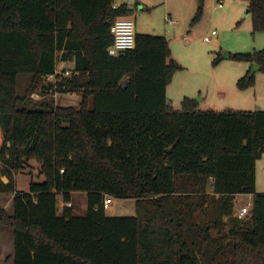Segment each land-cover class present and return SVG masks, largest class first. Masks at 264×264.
<instances>
[{"label":"trees","instance_id":"trees-1","mask_svg":"<svg viewBox=\"0 0 264 264\" xmlns=\"http://www.w3.org/2000/svg\"><path fill=\"white\" fill-rule=\"evenodd\" d=\"M248 9L264 31V0ZM130 13L115 0H0V193L13 207H0V224L13 230L14 264H264V110L201 111L187 96L174 110L166 86L181 66L164 36L136 32L133 48L108 53L110 25ZM229 57L263 69L264 49ZM60 60L74 62L70 75L46 82ZM20 74L30 91L80 101L33 108L16 93ZM29 159L44 180L20 191L14 173ZM74 191L86 193L83 214L59 207ZM243 193L252 201L238 218ZM105 196L134 199V215L106 214Z\"/></svg>","mask_w":264,"mask_h":264},{"label":"rangeland","instance_id":"rangeland-1","mask_svg":"<svg viewBox=\"0 0 264 264\" xmlns=\"http://www.w3.org/2000/svg\"><path fill=\"white\" fill-rule=\"evenodd\" d=\"M151 1L153 4L147 9L138 5L140 10L137 11L133 5L134 15L131 19L138 33L164 36L168 41L171 58L181 66L172 74L167 86L168 101L174 110L182 109L181 100L184 96L196 100L197 109L201 111L264 110V62L263 69L253 72V84L240 89L237 86L238 80L247 71L251 72L254 63L229 57V54L264 49V31L253 29L249 0ZM219 1L222 2L221 7H218ZM167 16H171L175 24L168 25L164 20ZM213 30L215 34L210 35ZM207 35L211 36V42L203 40ZM61 68V64L57 65L54 76L45 78V81H59L65 73ZM29 81V74L18 75L16 93L18 96L26 94L30 101L28 105L33 108L45 102L54 106H76L80 101L78 94L59 91L51 94L40 85L30 91ZM1 142L0 129V147ZM255 164L256 186L259 189L264 184V153L256 159ZM3 168L4 164L0 161V171ZM39 168L40 164L34 159L26 160L23 167L14 173L16 189L27 191L31 181H43L44 176L39 173ZM0 179L4 182L8 180L6 176H0ZM8 196L0 193V207L5 205ZM251 198L249 193L238 194L234 206L251 205ZM70 200L74 213L83 214L86 209V193L74 191ZM6 210L12 213L13 207L8 206ZM105 212L115 216L134 215V199L114 198ZM234 213L235 209L232 215ZM224 220L230 223L229 216H224ZM13 238V230L0 224V264H14Z\"/></svg>","mask_w":264,"mask_h":264},{"label":"built area","instance_id":"built-area-1","mask_svg":"<svg viewBox=\"0 0 264 264\" xmlns=\"http://www.w3.org/2000/svg\"><path fill=\"white\" fill-rule=\"evenodd\" d=\"M222 6V2L219 1L218 7ZM165 22L168 25L173 24L174 20H172L169 16H167L165 18ZM110 33L113 37V41L112 44L108 47V53L110 55H115L120 51H124L126 49H131L135 46V25H134V21L127 16H122V17H117L113 23L110 25ZM215 31H211L210 35H214ZM207 35L203 37V40L206 42H211V36ZM67 71L65 72V74H62L63 77L64 75H66ZM61 75V77H62ZM54 76V74L52 75H48L46 78L49 79L50 77ZM51 82H53L52 80H49ZM57 93V89L56 87L51 88L49 90V93ZM113 197L111 196H105L103 198L102 201V206L103 209L106 211L110 208L111 203H113ZM70 206L71 202H65L63 201V199L59 198V207H63V206ZM250 203H247L243 206H240L238 208L235 209V213L234 216L238 217V218H243L246 214L249 213L250 210Z\"/></svg>","mask_w":264,"mask_h":264},{"label":"crops","instance_id":"crops-1","mask_svg":"<svg viewBox=\"0 0 264 264\" xmlns=\"http://www.w3.org/2000/svg\"><path fill=\"white\" fill-rule=\"evenodd\" d=\"M159 1V0H158ZM151 2H153V1H151V0H115V4L116 5H119L120 3H126L127 5H128V7L131 9V13L129 14V15H127V17H130L131 18V16H132V14L134 15V13L132 12L133 11V5H134V8H135V10H140V9H138V5H141L142 7L143 6H145V8L144 9H147V8H149V6H151L153 3H151ZM162 2H168V0H162ZM144 9H141V10H144ZM172 20H174L171 16H169ZM165 20V19H164ZM173 24H175V21L173 22ZM173 24H171L170 26H172ZM165 25H166V23H165ZM167 27V26H166ZM137 32V31H136ZM216 45H218V44H216ZM62 65V67L63 68H61V69H64L65 70V72L67 71V73H66V75H64V76H68V75H70V73H71V70H73V68H74V62L73 61H71V60H60V61H58V63H57V65ZM63 74H65V73H63ZM63 76V75H62ZM168 86V85H167ZM167 86H166V96H167ZM67 93H70V92H67ZM71 94H75V93H71ZM189 96V95H188ZM168 98V97H167ZM263 171H264V167H263ZM255 190L257 191V192H264V184H263V187L262 188H259V189H257V186H256V164H255ZM7 195H9L8 197V199L5 201V205L3 206V207H8V206H10V202H11V196H12V194H6L5 196H7ZM237 196H238V194L237 195H235V198H234V204H236L237 203V201H236V198H237ZM252 199V198H251ZM236 208H238V206L237 205H235L234 206V209H236ZM106 214H108L107 212H106ZM108 215H110V214H108Z\"/></svg>","mask_w":264,"mask_h":264},{"label":"water","instance_id":"water-1","mask_svg":"<svg viewBox=\"0 0 264 264\" xmlns=\"http://www.w3.org/2000/svg\"><path fill=\"white\" fill-rule=\"evenodd\" d=\"M200 1H202V0H200ZM226 56H227V54H226ZM258 69H259V66H258L257 64H254V66H253V68H252V70H251V73L255 72V71L258 70ZM125 82H126V78H124V79L121 81V84L124 85ZM167 151H170V148L167 149Z\"/></svg>","mask_w":264,"mask_h":264}]
</instances>
